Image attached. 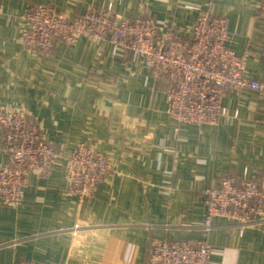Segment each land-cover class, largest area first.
<instances>
[{
  "label": "crops",
  "instance_id": "obj_1",
  "mask_svg": "<svg viewBox=\"0 0 264 264\" xmlns=\"http://www.w3.org/2000/svg\"><path fill=\"white\" fill-rule=\"evenodd\" d=\"M37 3L69 17L112 5L118 18L153 17L189 40L211 5L227 17L245 74L264 83V0H0V106L25 111L61 155L50 178L29 177L18 204L0 200V264H150L152 238L201 240L207 188L225 176L264 180V93L230 91L218 123L179 125L168 112L171 79L132 51L85 38L56 40L46 55L26 48L24 15ZM2 140L0 168L10 162ZM79 145L114 165L88 199L64 194L65 158ZM227 223L208 236L210 264H264V220Z\"/></svg>",
  "mask_w": 264,
  "mask_h": 264
},
{
  "label": "built area",
  "instance_id": "obj_2",
  "mask_svg": "<svg viewBox=\"0 0 264 264\" xmlns=\"http://www.w3.org/2000/svg\"><path fill=\"white\" fill-rule=\"evenodd\" d=\"M112 9V5L101 11L87 9L69 18L52 4H34L24 15L28 27L22 41L26 48L43 55L51 51L56 40L71 46L81 38L132 51L156 76L166 74L171 79L168 112L179 125L218 123L227 113L223 99L230 91L264 93V83L245 74V57L229 46L234 37L229 33L227 17L215 14L211 5L200 10L191 40L178 37L171 29L161 31L153 17L116 18ZM0 135L2 148L10 156L9 164L0 168V200L16 205L25 196L29 177L38 173L50 178L61 155L31 124L25 111L0 106ZM65 163L69 187L64 194L84 199L90 198L114 170L110 158L86 145H79ZM204 197L207 215L203 238H152L150 264H210L213 248L208 236L219 226L218 220L228 221L222 226L241 229L264 220V180L245 175L239 181L225 176L219 185L207 188ZM80 229L75 225L70 231L77 235Z\"/></svg>",
  "mask_w": 264,
  "mask_h": 264
},
{
  "label": "rangeland",
  "instance_id": "obj_3",
  "mask_svg": "<svg viewBox=\"0 0 264 264\" xmlns=\"http://www.w3.org/2000/svg\"><path fill=\"white\" fill-rule=\"evenodd\" d=\"M85 10H87V9H85ZM90 10V9H89ZM104 10V9H103ZM113 10V9H112ZM92 11H101V10H92ZM80 12H82V11H80ZM80 12H78L76 15H74V17L75 16H77ZM64 15H66V14H64ZM113 15L116 17V18H118L116 15H115V13H114V11H113ZM67 16V15H66ZM67 17H69V16H67ZM74 17H69V18H74Z\"/></svg>",
  "mask_w": 264,
  "mask_h": 264
}]
</instances>
